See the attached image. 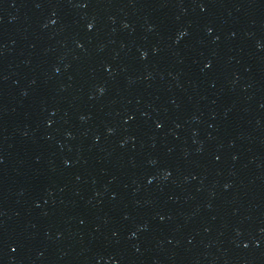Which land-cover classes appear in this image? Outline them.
I'll use <instances>...</instances> for the list:
<instances>
[{
  "label": "water",
  "instance_id": "1",
  "mask_svg": "<svg viewBox=\"0 0 264 264\" xmlns=\"http://www.w3.org/2000/svg\"><path fill=\"white\" fill-rule=\"evenodd\" d=\"M0 264H264V0H0Z\"/></svg>",
  "mask_w": 264,
  "mask_h": 264
}]
</instances>
